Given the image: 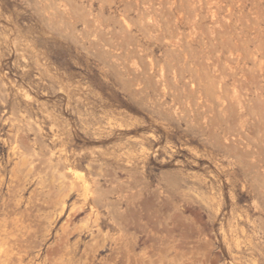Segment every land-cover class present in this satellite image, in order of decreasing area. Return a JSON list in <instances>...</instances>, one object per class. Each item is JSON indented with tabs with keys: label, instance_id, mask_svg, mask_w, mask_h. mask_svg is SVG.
<instances>
[{
	"label": "rangeland",
	"instance_id": "rangeland-1",
	"mask_svg": "<svg viewBox=\"0 0 264 264\" xmlns=\"http://www.w3.org/2000/svg\"><path fill=\"white\" fill-rule=\"evenodd\" d=\"M0 264H264V0H0Z\"/></svg>",
	"mask_w": 264,
	"mask_h": 264
}]
</instances>
